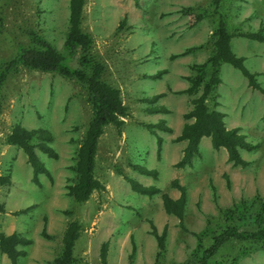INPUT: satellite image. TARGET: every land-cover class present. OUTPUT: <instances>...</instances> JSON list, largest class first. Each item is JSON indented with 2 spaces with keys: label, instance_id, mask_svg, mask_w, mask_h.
<instances>
[{
  "label": "rangeland",
  "instance_id": "rangeland-1",
  "mask_svg": "<svg viewBox=\"0 0 264 264\" xmlns=\"http://www.w3.org/2000/svg\"><path fill=\"white\" fill-rule=\"evenodd\" d=\"M213 1L86 0L82 27L93 39L90 54L105 66L104 80L120 90L128 115L120 128L107 125L99 140L95 176L104 189L77 203L68 195V186L76 180L78 150L92 118L86 89L76 79L56 72L23 65L7 69L19 50L30 44V31L66 55L72 68L78 67L82 49L71 53L65 47L70 0H0V75L4 73L0 177L10 178L0 183V232L31 240L20 246L25 255L18 264H54L71 220L81 225L75 264H103L106 242L107 264H199L203 250L212 244L213 235L207 230L210 225L216 229L222 225L226 208L248 205L240 217L243 222L238 218L234 222L240 229L264 224V94L252 88L239 69L222 65L218 104L213 108L223 111L228 127H240L255 145L253 150H240L249 164L234 166L226 149H213L211 139L205 137L190 166H174L182 152L176 132L188 122L184 114L200 94L178 92L189 86L186 77L195 75L192 66L212 54V33L220 15L226 16L234 34L235 54L244 58L247 69L264 87V43L240 35L258 31L264 35V0H221L218 12ZM199 15L204 17L197 21ZM159 72L160 78H150ZM157 94L165 95L156 103L148 102ZM157 106L169 112L149 111ZM161 120L172 131L154 129L163 139L159 157L157 137L147 126ZM16 125L43 128L53 136L50 145L58 158L36 149L49 172L39 175V183L33 181L25 152L7 141ZM134 165L156 169L158 178L140 174ZM127 177L155 185L173 198L180 192L171 187V181L179 179L188 197L185 228L166 213L160 194L148 197L133 191ZM152 224L159 234L167 228L160 257ZM0 264H11L1 251ZM209 264H264V243L228 241Z\"/></svg>",
  "mask_w": 264,
  "mask_h": 264
},
{
  "label": "trees",
  "instance_id": "trees-1",
  "mask_svg": "<svg viewBox=\"0 0 264 264\" xmlns=\"http://www.w3.org/2000/svg\"><path fill=\"white\" fill-rule=\"evenodd\" d=\"M213 3L217 7L215 9L216 12H218L217 9L221 5V0H214ZM85 4L86 0H70L69 29L65 40V47L71 53H74L76 49H82L77 68H72L68 64L67 56L58 51L36 31H30V44L20 49L7 66V69L23 65L45 72H56L64 77L76 79L86 89L87 98L92 107V118L86 130L84 140L78 150L75 165L76 180L68 186V195L77 203L86 202L94 191L104 189V185L95 176L99 140L107 125L112 124L120 128L125 123L123 118L128 115V108L122 99L120 90L104 80L105 66L90 54L93 39L82 27ZM203 17L204 15L197 16V21ZM240 35L253 41L264 43L262 31L242 33ZM233 36L234 34L228 29L226 16L220 15L218 25L212 33L213 53L206 62L192 66L195 75L186 77L189 87L178 92L188 95L200 94L193 100V108L184 114L185 120L193 121L186 122L181 134L175 139L177 142H187L182 158L175 164L176 168H185L192 164L193 158L199 152L203 137L211 138L213 148L217 150L221 148L226 149L228 160L234 166L246 167L249 164L241 156L240 149L253 150L255 145L246 140L245 135L241 133L239 127L227 128L225 124L226 115L222 111L213 108L214 104H218V88L222 82L220 70L221 66L225 63L239 69L249 80L250 86L264 94V88L257 82L256 75L245 66L244 58L237 56L233 51L231 46ZM161 74L162 72H159L150 76V78H160ZM3 75L4 73L0 75V84ZM164 95L157 94L149 98L148 102L156 103ZM149 111L169 112L164 106H157ZM147 127L157 137V154L160 157L163 139L157 135L154 129L158 128L167 132H171L172 130L166 125L164 120H161L156 125H148ZM52 139V134L46 129H28L21 125H16L7 138L9 144L18 146L27 155L28 162L33 169V181L35 183L40 182V174H49L45 164L40 160L36 149L39 148L50 158L59 157V154L50 145ZM133 167L141 174L151 176L154 179L158 178V171L156 169H149L140 165H134ZM126 179L132 190L137 193L148 197L160 194L166 213L176 216L180 220V226L185 228L184 218L187 205V189L180 183L179 179L171 181V187L180 192V196L177 199L163 192L162 189L155 185H144L129 177ZM8 182H10L9 177H0L1 184ZM246 206L248 205L241 203L234 207L226 208L222 212V225L217 229L211 225L209 226L207 231L213 235L211 238L212 244L203 250L199 264H209L211 258L217 254L220 247L231 240L264 243V224H260L259 222L260 228L246 230L240 229L238 223H234L237 218L240 222H243L240 217L244 214L245 209H247ZM66 213L70 214L71 212L66 211ZM251 217L253 218V216ZM262 220L264 221V213L262 214ZM166 232L167 228L159 234L156 227L152 224V235L156 237L158 242L159 257L165 252ZM80 233L81 225L79 221L71 220L64 233L62 251L55 259L54 264H75L74 250ZM43 235L46 236L45 228L43 229ZM30 243V239L22 237L18 233L6 234L0 232V251L8 257L11 264H18L19 258L25 255L20 246H26ZM107 246L108 243L106 242L102 247L101 258L103 264H107Z\"/></svg>",
  "mask_w": 264,
  "mask_h": 264
},
{
  "label": "crops",
  "instance_id": "crops-1",
  "mask_svg": "<svg viewBox=\"0 0 264 264\" xmlns=\"http://www.w3.org/2000/svg\"><path fill=\"white\" fill-rule=\"evenodd\" d=\"M233 39V38H232ZM258 42V41H257ZM231 43H232V40H231ZM232 46V45H231ZM233 48V47H232ZM234 51V50H233ZM213 53V52H212ZM211 56V55H210ZM209 56V57H210ZM238 56V55H237ZM208 57V58H209ZM240 57V56H239ZM207 61V60H206ZM205 61V62H206ZM222 67V66H221ZM220 73H221V70H220ZM221 77V76H220ZM246 78V77H245ZM247 79V78H246ZM256 79H257V75H256ZM221 81H222V79H221ZM247 81H248V84H249V80L247 79ZM188 82V81H187ZM257 82H258V80H257ZM189 83V82H188ZM222 83V82H221ZM259 83V82H258ZM260 84V83H259ZM250 85V84H249ZM261 85V84H260ZM220 86V85H219ZM262 86V85H261ZM189 87V86H188ZM187 87V88H188ZM263 87V86H262ZM264 88V87H263ZM184 90V89H183ZM263 94V93H262ZM154 97V96H153ZM193 108V107H192ZM189 112V111H188ZM223 112V111H222ZM187 113V112H186ZM224 113V112H223ZM225 114V113H224ZM226 115V114H225ZM185 119V118H184ZM225 120H226V116H225ZM187 121V120H186ZM193 120H188V122H192ZM225 124H226V126H227V128H229V129H232V128H235V127H237V126H233V127H228V124L226 123V121H225ZM184 126V125H183ZM183 126H182V129H183ZM170 128V127H169ZM240 128V127H239ZM182 129H180V130H178L176 133H177V136H176V138L181 134V132H182ZM172 130V129H171ZM203 138H205V137H203ZM203 138H202V140H201V143H200V148H199V152H200V149L202 148V145H203V142H204V140H203ZM209 138V137H208ZM211 139V138H210ZM176 141V140H175ZM177 142V141H176ZM183 142H185L186 144H184V145H182V143ZM178 143H180L179 144V146H181V148H182V152H181V155L179 156V160L182 158V156H183V150H184V148L186 147V145H187V142L186 141H180V142H178ZM209 144H210V142H209ZM210 146L213 148V146H212V144H210ZM213 149H215V148H213ZM221 149H224V148H221ZM215 150H217V149H215ZM220 150V149H219ZM241 150V149H240ZM243 150V149H242ZM198 152V153H199ZM225 154H226V156H227V158H228V153H227V150H226V152H225ZM198 155V154H197ZM194 159V158H193ZM178 160V161H179ZM177 161V162H178ZM229 161V160H228ZM176 162V163H177ZM192 162H193V160H192ZM175 163V164H176ZM175 166V165H174ZM188 167V166H187ZM182 169V168H181ZM141 174V173H140ZM144 175V174H143ZM175 179H177V178H175ZM136 180V179H135ZM174 180V179H173ZM172 180V181H173ZM145 185V184H144ZM177 190V189H176ZM175 199H177V198H175ZM187 199H188V197H187ZM186 207H187V205H186ZM186 213V212H185ZM176 217V216H175Z\"/></svg>",
  "mask_w": 264,
  "mask_h": 264
}]
</instances>
